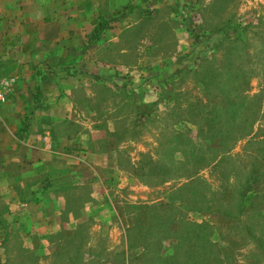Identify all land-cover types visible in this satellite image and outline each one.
Returning a JSON list of instances; mask_svg holds the SVG:
<instances>
[{
	"label": "rangeland",
	"instance_id": "1",
	"mask_svg": "<svg viewBox=\"0 0 264 264\" xmlns=\"http://www.w3.org/2000/svg\"><path fill=\"white\" fill-rule=\"evenodd\" d=\"M40 3L38 58L0 78L59 77L60 172L37 202L2 195L0 264H264V0Z\"/></svg>",
	"mask_w": 264,
	"mask_h": 264
},
{
	"label": "crops",
	"instance_id": "2",
	"mask_svg": "<svg viewBox=\"0 0 264 264\" xmlns=\"http://www.w3.org/2000/svg\"><path fill=\"white\" fill-rule=\"evenodd\" d=\"M29 1L30 0H0V58H14L21 62L26 61V58H28V60H35L38 58L36 54L25 57L24 48H26V45H30V42L36 44L37 42L43 41L44 30L48 29L47 27H45V29L43 27L45 23L43 19L44 16L46 17V14L41 10V3L39 4L40 0H31L34 6H36V9L31 12L28 7ZM48 3H51V1ZM47 19L50 18L48 17ZM46 23H48V21ZM58 27L59 34L61 30L65 34L68 33L67 26L61 27V25H58ZM79 31V27L72 29L74 35H81L82 33ZM84 33H86V31ZM59 39L60 38H57V40ZM2 65L7 66L5 63ZM19 67V64L17 66L13 65L15 71H17ZM8 78L11 81L8 98L3 105H0V200L5 198L3 196L8 195L5 201L9 204L10 200H12L10 195L19 191L20 193L35 195L34 201L37 202L39 199L36 195L41 194L47 189L51 191V187H55L52 185L45 188L44 183L48 182L46 178L54 182L53 178H55L56 175L58 176L60 172L59 165H55L59 163L60 159L54 154L53 150L61 145L62 139L51 136L50 129V126L53 125V121L58 120V117H60L57 113V109L59 108L55 105L54 97L56 94L55 88L58 89V87H53L52 93L48 91L50 85L58 81L59 77L50 75L42 79H37L35 77L33 78V75L20 74L14 77H7V79ZM32 83L34 84V88L37 87L40 90L44 88V90L38 92L35 89H31ZM16 84L20 86L19 91L16 89V87H18ZM41 93L46 95V100H48V98H53L52 104L49 103L45 105L49 107L52 105L50 108L51 111H46L49 107L43 108L40 111L38 110L36 99L39 98ZM35 118L39 121H35ZM28 129L29 133L25 134ZM34 136L36 139H34ZM40 140L47 143H45L43 145L45 147L41 149H39V146L36 144V142L41 144ZM31 142H35L36 145L34 143L30 144ZM47 146L51 148V152L54 154L50 156L51 158H49L48 154L45 152ZM26 147L34 148L36 153L34 154L29 151L31 154L29 155ZM20 152L22 153L20 154ZM13 161L18 162V164L20 163L18 170L13 169ZM43 165L48 166L50 174L47 177L45 176V178L42 174L40 176L41 180L38 179L40 182L37 181L35 184H24V178L27 174L38 178L39 175L33 172H37L38 167ZM24 170L28 173H25ZM68 174H70V171H68ZM80 174L84 177H92V175L96 177L94 171H82ZM12 209H14L13 206L10 207L9 210L7 208L2 210L1 207L0 212H3L0 217L10 213L9 211Z\"/></svg>",
	"mask_w": 264,
	"mask_h": 264
},
{
	"label": "trees",
	"instance_id": "3",
	"mask_svg": "<svg viewBox=\"0 0 264 264\" xmlns=\"http://www.w3.org/2000/svg\"><path fill=\"white\" fill-rule=\"evenodd\" d=\"M117 20L116 18H105L103 17L99 23H98V26L96 28V30L94 31V33L90 36V39H89V43L93 42L94 40H97L99 39L100 35L102 34V32L104 30H106L107 28L110 27V23L112 21H115ZM251 180V179H250ZM251 181H249L248 183L250 184ZM249 186L247 187L246 189V192L249 191Z\"/></svg>",
	"mask_w": 264,
	"mask_h": 264
},
{
	"label": "built area",
	"instance_id": "4",
	"mask_svg": "<svg viewBox=\"0 0 264 264\" xmlns=\"http://www.w3.org/2000/svg\"><path fill=\"white\" fill-rule=\"evenodd\" d=\"M11 81L7 78H0V104L7 101Z\"/></svg>",
	"mask_w": 264,
	"mask_h": 264
}]
</instances>
